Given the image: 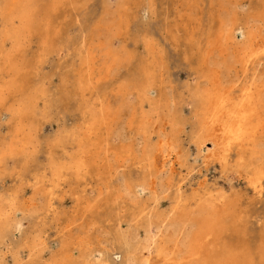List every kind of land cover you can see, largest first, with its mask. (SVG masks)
<instances>
[{
	"label": "bare ground",
	"instance_id": "bare-ground-1",
	"mask_svg": "<svg viewBox=\"0 0 264 264\" xmlns=\"http://www.w3.org/2000/svg\"><path fill=\"white\" fill-rule=\"evenodd\" d=\"M79 1L0 0V117L4 113L8 115L12 126L10 138L0 140V179L5 175L3 167L9 160L20 164L15 178L18 190L0 192V251L9 245L15 249L11 262L0 258V264H113L115 258L122 254L126 264H151L149 258L140 253V246L149 250L147 242L153 237L151 226L163 215L158 212L151 214L147 204H141L138 190L150 191L151 202L158 203L156 186L166 192L172 183L170 176L167 184L160 176L170 157L175 154L179 167L188 169L184 157L178 158L183 154V131L178 117L170 118L172 100L161 96L159 100L149 97L151 91L156 89L159 93L162 87L154 86L158 64L148 40H144L147 60L139 63L137 73L118 84L112 92L114 96L122 97L134 93L141 110L145 104L148 106V110L142 112L138 125L149 139L140 158L132 148H114L107 141L109 126L117 120L120 110H114L110 100L102 98L100 92L120 64L121 56L108 50L104 54L107 61L98 68L96 50L102 51L107 47L103 42L95 46L90 42L89 37L92 38L96 26L89 27L87 34L81 29L80 43L68 49L70 58L78 57L81 62L77 66L71 63L65 67L60 86L51 87L52 77L41 75L47 57L55 53L58 41L62 40L61 30L67 26L63 18L76 13ZM251 17L264 21V7ZM220 18L214 31L208 34L206 44L201 46L202 42H198L199 49H203L198 77L203 83L193 86L189 94L192 114L197 118L189 135L190 143L202 156L205 165L216 162L221 167L230 166L236 172H243L248 186L262 197L264 75L256 74L258 66L264 62V35L262 30L241 23L235 15ZM107 24L106 13L102 29L107 27L109 31L111 28ZM238 35L244 38L241 46H237ZM34 38L40 39L41 51L31 65L29 52ZM239 73L248 78L242 84L234 78ZM72 102L79 103L77 110L82 124L65 128L51 140L41 139L37 119L46 115L53 117L54 111ZM132 110L130 127L135 125L136 108ZM164 117H169V121H164ZM161 125L170 127L168 134L161 133ZM111 152H115L117 157L123 155L134 159L136 168L142 169V177L128 180L127 185L124 181L123 192L136 206L128 209L130 221L145 220L149 224L144 237L146 244L138 240L137 225L128 234L117 231V253L93 261L94 255L85 250L80 262H76L68 250L72 244L69 239L71 223L59 231L64 252L42 263L38 260L42 257L35 252L42 254L45 249L42 233L46 223L58 219L60 205L56 200L59 199V204L63 202L66 186L74 189L73 186L87 182L94 175L99 178L104 172H110L113 167L106 157ZM40 154L46 160L44 168L36 170L32 179H27L26 173ZM24 185L45 197L46 203L41 209L35 204V196L26 199L20 193V187ZM88 185L81 193H73L81 218L96 210L102 194L99 193L95 202L88 200ZM200 189L188 197H182V194L175 196L173 211L168 217L167 214L163 216L170 218L163 225L169 233H160L154 264H264V233L251 234L247 228L248 216L232 213V195ZM24 220L33 224L34 234L29 241L24 238L20 243H14L13 236L21 230ZM257 223L264 231V218ZM186 227L189 229L182 239H178V234ZM83 244L80 241L81 247ZM25 249L30 262L23 255Z\"/></svg>",
	"mask_w": 264,
	"mask_h": 264
},
{
	"label": "rangeland",
	"instance_id": "rangeland-1",
	"mask_svg": "<svg viewBox=\"0 0 264 264\" xmlns=\"http://www.w3.org/2000/svg\"><path fill=\"white\" fill-rule=\"evenodd\" d=\"M262 6L264 7V0H80L76 13L63 18L62 21L67 26L69 25L68 29L67 26H64L61 30L62 40L58 41L55 53L47 57L41 68V75L52 77L51 87L60 86V78L65 73V67L71 63L77 66L81 62L78 57L70 58L68 49L72 45L80 43L81 29H84L87 34L91 27L96 26L92 32V38L89 37L90 42L93 46L103 42L107 47L102 51L96 50L99 60L98 68L107 61L108 57L104 54L106 55L108 50H112L121 56L120 64L114 69L110 80L103 85L104 87L102 86L100 92L102 98L107 97L110 100L114 110L118 108L120 110L117 120L109 126V134H106L107 141L114 148H132L137 158L142 156L144 148L149 142L146 134L138 128L139 120L143 116L142 112L147 111L148 106L145 104L141 110L137 106L138 98L134 93L122 97L114 96L112 92L118 84L137 73L136 67L139 63L147 60L144 40H148L152 46L158 64L155 69L154 86L161 85L162 89L159 93L154 89L149 97L153 100H159L161 96L172 100L170 118L171 116L178 117L183 131L181 139L183 154L178 158L184 157L188 169L179 167L175 154L170 157L169 163L162 169L164 172L160 176L164 179V184L168 183L167 180L170 176L172 183L166 192H162L163 190L156 186L157 192H155L158 203L151 202L152 194L150 191H143L142 188H140L141 191L138 190L141 195V204H147L151 214L158 212L162 213L163 216L167 214L168 217L173 211L175 196L182 194V197H188L197 188H201L200 191L205 190L212 193L227 192L233 197L232 213L234 215L243 213L248 216L247 228L249 232L251 234L264 233L263 228H260L257 223L260 218H264V196L258 197L248 186L246 175L243 172H236L234 167L224 168L216 162L205 165L202 156L198 155L189 138L197 121L196 116L192 114L189 94L193 86L199 83L201 86L203 83L201 82L202 79L199 78L202 61L200 53L203 49H199L198 42H202L201 46L205 45L208 34L214 31L218 20H221L220 17L225 19L233 15L249 28L255 27L262 30L264 35V21L255 20L251 17L258 13ZM106 13L109 21L107 26L111 28L109 31H107V27L102 29L103 18L106 17ZM243 41L244 38L238 35L237 46H241ZM40 45L39 38H34L31 42L29 52L31 65L38 59L37 56L41 51ZM263 70L264 62L258 66L256 76L264 75ZM234 78L241 84L248 79L241 76L240 73L238 77ZM204 86L202 85V87ZM78 104V102H72L58 108L52 113L54 114L53 117L46 115L43 118H38L36 124L40 127L38 134L40 138L51 140L65 128L82 124L81 114L77 110ZM132 108H136L135 125L130 127V120L134 113ZM170 118L164 117V121L165 119L169 121L167 119ZM159 128L163 130L161 133H169L170 127L168 125L164 127L161 125ZM11 130L9 117L4 113L0 117V140H8ZM107 157L106 160L113 167L110 172H104L99 178L94 175L87 182L73 186L74 189L66 186L65 191L67 192L66 194L63 193L65 194L63 202L59 204V199L56 200V204L60 205L58 219L54 222L49 220V225L46 223L42 233L45 249L42 254L35 252L36 255L42 257L41 259L36 257L42 263L50 261L51 256H58L64 252L60 244L62 235L59 234V231L71 223L73 224L69 239L72 244L68 250L76 262H80L85 250L91 251V254L94 255L93 261H99L104 255L117 253L115 249L117 247V231L128 234L137 225L138 240L142 244H146L144 237L149 224L145 220L130 221L128 209L136 206L123 192L124 181H127V185L129 184L128 180L132 181L142 177V169L136 168V164H133L134 159H127L123 155L117 157L115 152L109 153ZM233 157H235V153ZM45 164V157L40 154L32 163V169L30 168L29 173H26V178L32 179L33 173L40 168L43 169ZM19 165L16 160H9L3 167L5 175L3 179H0V192L18 190L15 178ZM0 176L2 177L1 174ZM86 185L91 189L86 193L88 200L95 202L99 193L102 194L96 210L81 218V213L78 211V201L73 193H81ZM20 193L26 199L35 196V204L39 209L46 203L45 197L40 192H34L28 185L20 187ZM194 210L195 208L191 211ZM163 216L151 226L152 229L150 228L153 237L150 239L152 242H147L150 246L149 250L147 251L143 249V246H140L141 252L136 251L145 257L147 256L151 264L156 263V248L159 246L157 243H160V233L166 235L169 233V230H166L163 225L170 218ZM31 225H33L31 222L27 221L26 223L24 220L21 230L15 233L12 241L20 243L24 238L29 241L34 234ZM157 225L160 228H157ZM188 229L189 227H186V230H182L177 238L182 239ZM80 241L84 242L82 247L79 245ZM14 252L15 249L12 245L2 247L0 258L11 262V255ZM23 255H26V261L30 262L31 259L27 256V250L23 252ZM113 264H126L124 255L115 258Z\"/></svg>",
	"mask_w": 264,
	"mask_h": 264
}]
</instances>
